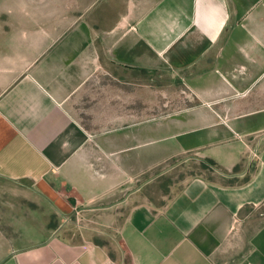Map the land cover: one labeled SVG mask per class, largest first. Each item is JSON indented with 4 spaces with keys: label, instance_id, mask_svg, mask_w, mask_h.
Masks as SVG:
<instances>
[{
    "label": "crops",
    "instance_id": "obj_1",
    "mask_svg": "<svg viewBox=\"0 0 264 264\" xmlns=\"http://www.w3.org/2000/svg\"><path fill=\"white\" fill-rule=\"evenodd\" d=\"M148 70L188 88L206 143L140 146L164 125L121 93ZM191 152L214 179L161 204L133 190ZM0 178L64 219L23 247L0 220V264H264V0H0Z\"/></svg>",
    "mask_w": 264,
    "mask_h": 264
},
{
    "label": "rangeland",
    "instance_id": "obj_2",
    "mask_svg": "<svg viewBox=\"0 0 264 264\" xmlns=\"http://www.w3.org/2000/svg\"><path fill=\"white\" fill-rule=\"evenodd\" d=\"M132 78L125 85L121 93L129 98L128 103L133 105V111L144 108L147 101L149 128L164 125L163 132H152L142 138L144 148L152 149L155 146H165L176 155L184 153L185 146L204 144L208 141L209 126L202 120L189 121L194 98L185 85L174 82L170 73L166 71H132ZM179 120V125H177ZM174 127L170 126L173 125ZM170 126V127H169ZM200 159L194 152L185 153L167 160L161 166L153 169L134 183L141 193L152 197L158 204L165 203L168 198L190 177L195 175H209L208 171L199 168ZM212 173V172H211ZM1 210L3 213H1ZM82 217L79 224L82 226ZM0 220L5 224L6 231L20 236L21 247L30 241L36 240V230L48 232L51 227H57L63 218L42 197L33 192L28 184L16 180L0 178ZM70 230L63 227L62 233H76L77 214L70 217ZM89 230L99 241L116 245L115 236L118 233L115 226L99 227L93 224ZM15 230V231H13ZM18 243V242H17Z\"/></svg>",
    "mask_w": 264,
    "mask_h": 264
},
{
    "label": "trees",
    "instance_id": "obj_3",
    "mask_svg": "<svg viewBox=\"0 0 264 264\" xmlns=\"http://www.w3.org/2000/svg\"><path fill=\"white\" fill-rule=\"evenodd\" d=\"M218 167L217 162L210 158V157H205V158H201L200 162H199V168L205 171H208L210 174L209 175H205L208 178H210L211 180L214 179V177L212 176L213 171H215V169ZM237 167V166H236ZM234 181H230V183H233ZM180 188H182V185L177 189L179 190Z\"/></svg>",
    "mask_w": 264,
    "mask_h": 264
},
{
    "label": "built area",
    "instance_id": "obj_4",
    "mask_svg": "<svg viewBox=\"0 0 264 264\" xmlns=\"http://www.w3.org/2000/svg\"><path fill=\"white\" fill-rule=\"evenodd\" d=\"M257 155H258L257 150L256 149L252 150L251 156L256 157Z\"/></svg>",
    "mask_w": 264,
    "mask_h": 264
}]
</instances>
